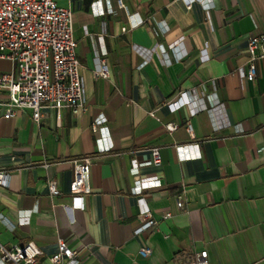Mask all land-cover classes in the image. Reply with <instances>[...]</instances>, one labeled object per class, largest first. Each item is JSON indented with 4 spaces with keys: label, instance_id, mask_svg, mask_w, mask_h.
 Returning <instances> with one entry per match:
<instances>
[{
    "label": "crops",
    "instance_id": "crops-1",
    "mask_svg": "<svg viewBox=\"0 0 264 264\" xmlns=\"http://www.w3.org/2000/svg\"><path fill=\"white\" fill-rule=\"evenodd\" d=\"M54 2L73 16L87 111L58 116L44 104L38 123L28 109L4 119L0 94V173L9 176L0 185V245L33 243L38 264H50L59 242L81 264H186L202 251L209 264H264V43L256 77L239 72L249 38L264 36V0L190 9L179 0ZM155 44L161 53L151 55ZM96 58L108 80L92 77ZM10 69L0 61V73ZM182 94L190 104L170 107ZM99 115L109 151L99 150L93 132ZM155 149L159 166L151 164ZM81 159L91 162V193L83 209L67 210L72 163ZM154 178L158 187L133 191ZM142 208L159 223L135 235ZM165 213L171 218L160 221Z\"/></svg>",
    "mask_w": 264,
    "mask_h": 264
},
{
    "label": "built area",
    "instance_id": "built-area-1",
    "mask_svg": "<svg viewBox=\"0 0 264 264\" xmlns=\"http://www.w3.org/2000/svg\"><path fill=\"white\" fill-rule=\"evenodd\" d=\"M186 9L193 3L205 4L208 0H179ZM120 3V2H119ZM136 26V25H133ZM125 31V29H124ZM183 40L170 45L175 49L182 45ZM264 43V36L250 37L247 44V60L240 75L254 79L257 74V61L263 58L260 48ZM77 41L73 35V16L71 11L59 7L54 0H0V61L11 65L7 73H0V94H4L7 103H3L2 117L12 119L16 109H28L32 112V120L38 123L41 119L42 105L46 104L56 111L69 108L74 115L87 111L84 97L81 65L76 57ZM150 54H160L161 49L155 44L149 50ZM94 79H109V68L104 60L95 59V69L92 71ZM210 100V109L216 107L213 96ZM190 104L187 95H179V102L170 107H182ZM106 119L99 115L93 121V132L99 135L97 140L100 151H109L108 129ZM169 132L173 126L166 127ZM188 133L192 127L186 124ZM105 142V144H104ZM153 166L161 163L157 149L151 152ZM73 178L70 183V209H83L84 198L91 193L89 159H81L72 163ZM136 165H134V170ZM9 176L0 173V185L8 184ZM160 185L154 179H140L135 183L133 191L140 193L146 189H153ZM48 192L52 198L58 197L60 192L54 181L48 182ZM176 207L184 209V202L179 197ZM165 213L160 221L171 218ZM140 225L134 230L138 235L148 230H154L159 221L156 220L147 208L139 213ZM151 253L149 247L141 249L140 255L147 257ZM40 250L28 243L23 247L7 249L0 245V262L12 264H38ZM50 264H81L78 254L64 242H59L57 252L47 258ZM186 264H209L206 251L195 254Z\"/></svg>",
    "mask_w": 264,
    "mask_h": 264
},
{
    "label": "rangeland",
    "instance_id": "rangeland-1",
    "mask_svg": "<svg viewBox=\"0 0 264 264\" xmlns=\"http://www.w3.org/2000/svg\"><path fill=\"white\" fill-rule=\"evenodd\" d=\"M2 73V72H1Z\"/></svg>",
    "mask_w": 264,
    "mask_h": 264
}]
</instances>
